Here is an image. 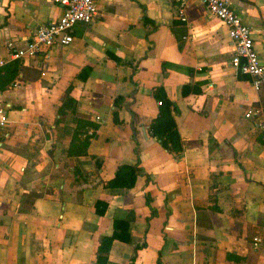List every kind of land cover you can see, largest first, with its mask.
<instances>
[{
	"label": "crops",
	"instance_id": "0c3cea01",
	"mask_svg": "<svg viewBox=\"0 0 264 264\" xmlns=\"http://www.w3.org/2000/svg\"><path fill=\"white\" fill-rule=\"evenodd\" d=\"M230 1L264 63V0ZM98 8L73 26L70 44L22 60L20 86L0 91V106L10 105L0 264H264V242L253 240L264 239V127L244 116L260 106L264 118V91L232 68L226 25L196 0L186 22L176 0ZM61 12L54 0H0V58L7 41L23 46ZM156 94L178 108L179 152L150 134ZM90 130L86 152L74 153ZM121 165L141 169L131 188L108 185ZM115 219L129 224L128 241L114 240L97 263Z\"/></svg>",
	"mask_w": 264,
	"mask_h": 264
},
{
	"label": "built area",
	"instance_id": "2783aa9c",
	"mask_svg": "<svg viewBox=\"0 0 264 264\" xmlns=\"http://www.w3.org/2000/svg\"><path fill=\"white\" fill-rule=\"evenodd\" d=\"M205 7L207 12L223 22L228 29V36L233 45L230 64L233 69L249 75L256 91H264V63L260 60L254 47L252 31L240 16L232 9L230 0H196ZM61 6V15L54 21L38 25L33 35L23 46L14 41H7V57L0 58V66L13 60H25L37 55L47 57L52 48L65 46L72 42L71 31L78 23L89 24L99 16L98 0H54ZM187 0H176V17L187 21ZM11 86L18 87L16 79ZM9 104L0 106V128L8 124L7 111ZM246 118L254 119L259 128L264 127L262 107L250 106L245 112ZM93 131L90 130V133ZM1 146V143H0ZM254 243H263L262 237H254Z\"/></svg>",
	"mask_w": 264,
	"mask_h": 264
},
{
	"label": "trees",
	"instance_id": "16d2710c",
	"mask_svg": "<svg viewBox=\"0 0 264 264\" xmlns=\"http://www.w3.org/2000/svg\"><path fill=\"white\" fill-rule=\"evenodd\" d=\"M23 70L22 60H13L5 65L0 66V91L5 90L10 84L19 76L20 72ZM161 91V89H157ZM156 98L159 101V112L156 118L150 123L149 131L153 137H156L162 147L171 153L179 152L180 145L178 149L175 148V144L179 142V134L176 127V122L174 120V114H177L178 108L176 104L171 101L166 95L156 94ZM69 100V97H66V102ZM65 102L58 109L59 119L64 115ZM71 110H74V106ZM57 119V120H59ZM86 124H88L86 122ZM94 131V130H93ZM84 137L81 141L80 148L74 153L84 154L86 152V147L89 143V138L94 134L92 133H83ZM73 153V152H70ZM141 172V169L137 165H121L118 167L115 176L111 179L108 185L112 188H131L136 180L137 174ZM151 198L148 196L146 198V203L149 205L151 210V216L156 215V210L151 204ZM102 207V208H101ZM105 209V203L102 201L96 202V212L98 214H103ZM113 231L110 235H105L101 238L100 243L97 247L96 252V262L105 263L106 256L111 248V245L114 240H119L122 242H127L130 234V226L126 221L123 220H113ZM143 245H135V249L140 248Z\"/></svg>",
	"mask_w": 264,
	"mask_h": 264
}]
</instances>
